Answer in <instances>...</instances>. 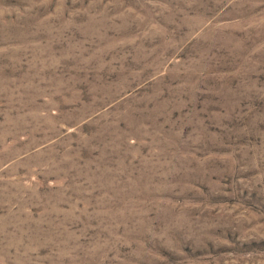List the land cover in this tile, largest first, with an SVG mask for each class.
I'll return each mask as SVG.
<instances>
[{
  "label": "rangeland",
  "instance_id": "374dc122",
  "mask_svg": "<svg viewBox=\"0 0 264 264\" xmlns=\"http://www.w3.org/2000/svg\"><path fill=\"white\" fill-rule=\"evenodd\" d=\"M0 264H264V0H0Z\"/></svg>",
  "mask_w": 264,
  "mask_h": 264
}]
</instances>
